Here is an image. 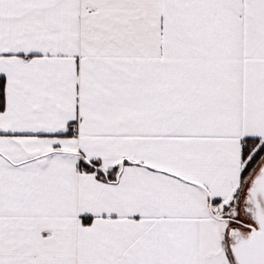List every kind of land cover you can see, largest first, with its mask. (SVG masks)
<instances>
[{"label": "snow or ice", "instance_id": "snow-or-ice-1", "mask_svg": "<svg viewBox=\"0 0 264 264\" xmlns=\"http://www.w3.org/2000/svg\"><path fill=\"white\" fill-rule=\"evenodd\" d=\"M0 264H264V0H0Z\"/></svg>", "mask_w": 264, "mask_h": 264}]
</instances>
